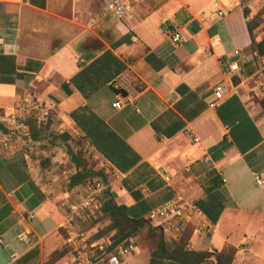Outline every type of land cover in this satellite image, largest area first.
<instances>
[{
    "label": "crops",
    "instance_id": "0c3cea01",
    "mask_svg": "<svg viewBox=\"0 0 264 264\" xmlns=\"http://www.w3.org/2000/svg\"><path fill=\"white\" fill-rule=\"evenodd\" d=\"M213 1L124 0L118 19L107 0H0V264H46L66 249L68 192L61 176L42 169L37 147L45 143L16 146L3 127L24 98L55 112L51 133L77 137L102 160L131 218L147 220L181 196L201 213L184 228L187 250L233 248V264H264V115L250 102L262 83L244 54V0H222L225 17L214 16ZM166 27L185 42L172 44ZM232 63L239 72L216 103ZM21 232L31 244L17 240ZM128 244L134 253L120 257ZM93 246L105 255L94 264H176L151 257L145 232ZM67 255L54 264H69Z\"/></svg>",
    "mask_w": 264,
    "mask_h": 264
},
{
    "label": "trees",
    "instance_id": "16d2710c",
    "mask_svg": "<svg viewBox=\"0 0 264 264\" xmlns=\"http://www.w3.org/2000/svg\"><path fill=\"white\" fill-rule=\"evenodd\" d=\"M249 15V10L243 8L242 16L245 20V29L249 43L248 49L254 58L262 57L264 56V41L256 42L254 38L256 24L254 18L249 19ZM237 83L238 81L233 79V84L237 85ZM256 103L264 110V100H256ZM25 126L27 128L26 138L32 142H44L49 138V124H43L37 117H29L25 121ZM0 131L3 132L1 126ZM61 137L66 140L64 136ZM67 153L75 168V174L69 179L68 188L76 190V187L83 184L91 177L85 172L86 163L84 160L80 159V153L76 154L70 150H68ZM103 179L105 182L106 178L103 177ZM103 222L105 223L104 226L97 227V225ZM91 223L93 227L97 228L89 237L87 246L84 242L86 248H91L93 244L113 245L124 241L128 243L130 238L135 237L140 232H145L146 240L154 243V249L151 252V257L154 259L171 261L176 264H203L207 262H211L212 264H233L236 253L233 248H228L222 252H217L215 250L207 252L187 250L186 246L190 240L191 232L185 229L178 241L168 242L159 227L149 220L131 218L127 212V208L118 205L113 195L109 192L102 195L98 214L96 218L91 219ZM63 236L66 240V236L64 234ZM68 253L69 251L66 249L57 251L48 258L46 264H54Z\"/></svg>",
    "mask_w": 264,
    "mask_h": 264
},
{
    "label": "built area",
    "instance_id": "2783aa9c",
    "mask_svg": "<svg viewBox=\"0 0 264 264\" xmlns=\"http://www.w3.org/2000/svg\"><path fill=\"white\" fill-rule=\"evenodd\" d=\"M215 17H225L229 12L228 5L222 0H214L212 2ZM106 12L115 18L121 19L126 14V4L124 0H107ZM166 37L172 44L180 45L185 42V39L176 28L166 27ZM237 54V53H236ZM239 72L237 63H232L227 66L228 80L225 84H220L215 88L214 98L217 102H220L228 96L231 88V77ZM216 103L211 104L210 107L216 106ZM115 109H121L122 104L119 102L113 105ZM35 116L43 124H55L57 122V116L55 112L49 109H41L30 98H24L21 102L15 105L11 111V122L18 124L19 128L24 132L27 131L25 121ZM165 181H169V178H165ZM257 184L261 185L262 182L257 180ZM94 193V192H93ZM93 195L92 193L90 196ZM86 207L84 203L76 206V201L69 204L67 212L64 217L63 225L61 228L65 230L67 235L65 243L71 250V254L74 258L75 264H94L98 259H102L104 255V249L102 247L86 248L84 246V235L79 234L76 231V220L79 217L78 209ZM193 216H201L200 211L195 204L187 201L181 196H176L174 200L152 211L148 219L154 225L161 229L162 234L166 237L168 242L178 241L182 235L185 226L188 224ZM17 240L24 244L29 245L32 243V237L30 234L21 232L17 235ZM135 251V247L132 244L125 245L119 250V256L127 258L131 256ZM108 264H119L118 258L110 257Z\"/></svg>",
    "mask_w": 264,
    "mask_h": 264
},
{
    "label": "rangeland",
    "instance_id": "374dc122",
    "mask_svg": "<svg viewBox=\"0 0 264 264\" xmlns=\"http://www.w3.org/2000/svg\"><path fill=\"white\" fill-rule=\"evenodd\" d=\"M242 8L248 9L250 15L249 19L254 18L256 24V29L254 32V38L256 42L264 41V0H244ZM251 54L253 58V64L255 66V71L257 75L254 78V81H260L262 87L260 88L258 95L255 96L253 93L250 94V102L254 105L256 100H264V56L262 57H253L252 53L244 52L245 55ZM253 84V83H252ZM259 107V106H258ZM260 115H264V110L259 107ZM5 131L7 132L6 137L8 141L19 146L24 139H26L25 133L21 128H19L16 123H6L3 125ZM49 138L44 141L43 146L40 144L37 148L39 152L43 155L39 156V162L42 165V169L49 170L54 172V175L61 176L59 184L63 192H68V197L65 201H68V204H72L76 201V206H79L81 203H84L86 207H81L78 209L79 217L76 220V231L77 233L84 234V242L87 245L89 240L88 234L91 232V235L95 232L97 227H102L105 223H100L97 227H93L91 219L96 218L100 206V201L102 195L106 192L111 193L110 183H111V173L107 170L105 164L102 160L96 159L93 155L88 154L85 151L83 143L76 137V139H70L65 137L62 139L58 133L48 132ZM2 139V134H0V140ZM22 146V145H20ZM25 148V147H21ZM68 150L78 154L80 153V159L85 161L86 173L91 177L86 180L83 184L76 187L74 192L68 188V182L71 176L75 174V168L70 161L68 155ZM57 158V160H54ZM74 173V174H73ZM97 174V175H96ZM103 177L106 178L105 182ZM94 192V193H93ZM93 194L90 196V194ZM64 235L67 237L66 233ZM154 245V243L152 242ZM67 251H71L69 247L66 246ZM71 253V252H70ZM69 264H75L72 254H68Z\"/></svg>",
    "mask_w": 264,
    "mask_h": 264
}]
</instances>
